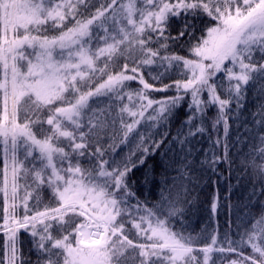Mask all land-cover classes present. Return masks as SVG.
<instances>
[{"label": "snow or ice", "instance_id": "snow-or-ice-1", "mask_svg": "<svg viewBox=\"0 0 264 264\" xmlns=\"http://www.w3.org/2000/svg\"><path fill=\"white\" fill-rule=\"evenodd\" d=\"M221 166L247 199L217 188L193 235ZM262 197L264 0H0V264H264Z\"/></svg>", "mask_w": 264, "mask_h": 264}, {"label": "trees", "instance_id": "trees-1", "mask_svg": "<svg viewBox=\"0 0 264 264\" xmlns=\"http://www.w3.org/2000/svg\"><path fill=\"white\" fill-rule=\"evenodd\" d=\"M137 85L133 82L132 87H136ZM258 89H250L248 93V101H247V112L246 115L248 118H251V114L257 111L259 99L256 95V92ZM171 94V93H170ZM187 105H183L181 109L177 111L176 118L174 119L172 125H171V132L172 136H175L176 130L180 127L181 123L187 119ZM215 113V109H211L208 112V116L211 117ZM199 121H197V124ZM210 129V124L208 125ZM185 132L188 131L187 127L184 129ZM158 138V137H157ZM171 139V137H170ZM119 141H117L118 143ZM111 143V141H105V144ZM193 147L196 150L207 148V137L206 136H198L192 141ZM121 152V155L126 153L128 151L127 147H124L121 145V149H118ZM245 151H247V148H245ZM203 152H199V155L196 157L197 163H199V160L203 158ZM157 160H159V156H157ZM152 161H149V164H151ZM219 171L223 172V175L225 179L217 186L212 184L207 176L199 175L198 173H193L194 177H198L196 179H193L190 188L191 192L188 197L189 200H191V206L187 210L186 216L184 219L186 220L188 224V231H190L193 235L200 232V230L205 227L206 222L209 218V209L210 204L212 200V196L216 193L217 188L219 189V195L220 197L228 196L230 195L231 201L238 204H243L247 199V194L250 191V185L245 182L243 179H238L240 177V173L243 171V169L233 171L231 174V180H228L227 177L229 176L228 171L226 170V166H221L219 168ZM175 172H169L168 176L169 178L172 176H175ZM137 177L140 178V180H143V169L140 172H137ZM157 180L160 179L159 172L156 173ZM212 179H216V177H212ZM171 183V180H170ZM231 183L232 191L229 193L228 191V184ZM150 188V186H148ZM153 192H158L159 189H151ZM147 191V190H146ZM149 199L154 200L157 197L155 195H149ZM261 199H264L262 197ZM248 209L241 208L239 215L242 218H247L246 213L248 212ZM251 212L254 213V216L249 221V227L251 226V223H254L256 219L259 218V216L262 214L261 209L259 206L253 207L251 209ZM226 215L221 214L218 217L219 220V231L223 233V231L227 228L226 224ZM179 227V226H177ZM25 249H27V245L25 246Z\"/></svg>", "mask_w": 264, "mask_h": 264}]
</instances>
